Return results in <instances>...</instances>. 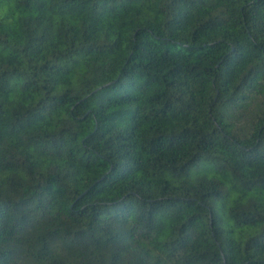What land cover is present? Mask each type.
<instances>
[{"label": "trees", "instance_id": "obj_1", "mask_svg": "<svg viewBox=\"0 0 264 264\" xmlns=\"http://www.w3.org/2000/svg\"><path fill=\"white\" fill-rule=\"evenodd\" d=\"M0 264H264V0H0Z\"/></svg>", "mask_w": 264, "mask_h": 264}]
</instances>
